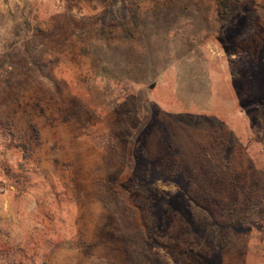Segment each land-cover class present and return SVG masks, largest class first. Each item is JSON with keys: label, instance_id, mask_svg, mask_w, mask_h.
<instances>
[{"label": "rangeland", "instance_id": "rangeland-1", "mask_svg": "<svg viewBox=\"0 0 264 264\" xmlns=\"http://www.w3.org/2000/svg\"><path fill=\"white\" fill-rule=\"evenodd\" d=\"M235 8L0 0V52L30 40L45 63L0 90V243L18 263L264 264V0ZM119 197L123 217L102 202Z\"/></svg>", "mask_w": 264, "mask_h": 264}, {"label": "trees", "instance_id": "trees-1", "mask_svg": "<svg viewBox=\"0 0 264 264\" xmlns=\"http://www.w3.org/2000/svg\"><path fill=\"white\" fill-rule=\"evenodd\" d=\"M242 0H219L220 6L229 14H232L237 8L235 6L240 3ZM20 32L15 33L13 37H20ZM30 40H26L23 42H14L9 47H7L4 51L0 52V90L3 87L4 90L15 89L22 84H27L29 81L34 79V73L37 71L43 70V57L39 58L37 56L34 48L32 49V43ZM45 65V63H44ZM33 73V75H31ZM31 76V77H30ZM5 95V94H4ZM1 96V95H0ZM3 135L9 136L15 134L10 131V129H3ZM8 139V138H7ZM9 147L18 148L24 156H27L28 152L26 147L22 144H16L13 142L11 138H9ZM151 173L148 172L141 181L135 183L131 190L132 193L142 194V202L144 205L145 199L149 198V182L151 180ZM178 177L176 173L173 174V178ZM122 201V198L119 197L118 201L115 202L113 200H109L108 198H103L102 202L109 210H111L117 217H123L122 213L119 209L120 204L118 202ZM152 209V207H151ZM252 216V212L249 213ZM259 220L256 217H253L252 220L242 219L239 224L240 227L247 229L251 228L254 225L258 224ZM215 236L218 235L216 229L214 228ZM135 239L138 240V257L145 262L147 260V256L152 250V241L151 236L146 238L145 235L139 238L138 235H135ZM13 245H8L6 243H0V256L2 259H6L7 261L11 258L15 260L12 264H22L16 261L17 258H23V251L20 249L12 247ZM25 259V258H24ZM43 264H47L44 262Z\"/></svg>", "mask_w": 264, "mask_h": 264}]
</instances>
